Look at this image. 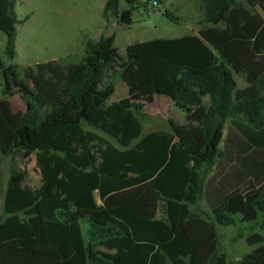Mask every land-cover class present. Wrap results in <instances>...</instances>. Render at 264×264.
Segmentation results:
<instances>
[{
  "label": "trees",
  "instance_id": "1",
  "mask_svg": "<svg viewBox=\"0 0 264 264\" xmlns=\"http://www.w3.org/2000/svg\"><path fill=\"white\" fill-rule=\"evenodd\" d=\"M121 1L106 0L103 16L117 15ZM152 1L162 0L145 5ZM237 1L200 0L199 25H220ZM243 2L249 16L230 26L226 43L209 47L187 35L129 45L127 57L144 72L142 92L124 87V69L109 73L114 35L59 59L73 67L65 97L80 123L67 121L64 103L47 107L24 79L27 68L1 67L0 245L26 250L32 264H200L183 228L201 219L243 231L231 243L244 240L249 249L231 263L219 236L209 264H264V0ZM25 21L13 0H0L11 56ZM234 77L246 86L237 89ZM205 99L201 149L196 139L143 132L150 115L169 117L166 106L188 117ZM40 129V184L32 188L17 158ZM142 185L157 207L122 194Z\"/></svg>",
  "mask_w": 264,
  "mask_h": 264
},
{
  "label": "rangeland",
  "instance_id": "2",
  "mask_svg": "<svg viewBox=\"0 0 264 264\" xmlns=\"http://www.w3.org/2000/svg\"><path fill=\"white\" fill-rule=\"evenodd\" d=\"M106 0H13V10L19 20L26 19L24 24L16 27L14 38V54H8V39L0 32V98L2 90L1 67L13 65L26 69L24 79L29 81L43 96L47 107L55 104H65V117L70 123H80V118L66 104L65 93L67 83H70L72 66L61 67V58L81 54L85 42L97 40L99 37L114 35L115 47L118 50L116 63L112 71L126 68L131 70L134 65L125 54V47L130 44L142 43L155 39L178 38L186 34L199 32L204 26L199 25L201 19L200 0H162L157 8H153L146 0H135L129 5L124 0L119 5L117 15L108 13L103 16L102 10ZM147 7V8H146ZM128 11L131 26L126 27L119 22L120 13ZM249 16V11L243 0H238L236 7L228 17L237 18L243 23ZM218 26V39L222 40L229 31L226 19ZM212 27V26H207ZM224 35V36H222ZM111 73V70L110 72ZM23 80V78H20ZM237 89L245 87L241 78L234 77ZM169 111V106L165 107ZM170 110L168 118L159 114L150 115L145 122L143 132L147 133V125L153 130L169 129L171 124L184 126L186 131L201 137L199 110L190 119H177ZM170 123V126H169ZM171 130V129H170ZM43 129L35 134V144L25 146L17 158L18 174L23 183L32 188L40 184L34 165L36 146ZM145 191L152 199L147 185L131 189L128 196ZM204 200L200 206L204 209ZM243 232V231H241ZM235 228H225V239H229L226 248L230 262L238 261L245 256L248 247L245 242L238 240L231 243L237 233ZM26 250H20L14 243L0 245V264H32L25 259Z\"/></svg>",
  "mask_w": 264,
  "mask_h": 264
},
{
  "label": "crops",
  "instance_id": "3",
  "mask_svg": "<svg viewBox=\"0 0 264 264\" xmlns=\"http://www.w3.org/2000/svg\"><path fill=\"white\" fill-rule=\"evenodd\" d=\"M236 21H238V19L234 18V17H228L226 19L228 31H229V28L231 25L239 26L240 24H242V23L237 24ZM207 26H209V25H205L199 32H194L193 34H186L183 36L195 35L198 38H200L202 41H204V43L206 45H208L209 47H214L220 43H226L231 39L230 35L228 36L226 34L225 38H223L222 40H219L218 39L219 31L217 30L219 25L218 26H212V27H207ZM183 36H180V37H183ZM222 36H224V35H222ZM180 37H178V38H180ZM171 39H175V38H171ZM128 46H126L125 49ZM117 55L115 56L113 63L111 64V67H110L111 73H114L117 71L114 69L112 71V67L115 64H117V66L120 65V64L116 63ZM126 57H127V55H126ZM128 60L132 61L134 65L131 67V70H127L126 68H122V69H124L123 85L125 88H132L138 92H142L144 89V85H145V77H144V72H143V69L141 67V64L137 60H131L129 58H128ZM206 105H207V99H205L203 101V104L201 106H199L198 108H196L194 110L193 114L191 116H188V117L184 116L181 112H179L178 110H176L172 106H169V112L172 108V110H173L172 113L175 116H177V119L179 120L180 118L190 119L193 116H195L196 111L199 110L198 116L200 117V121H201L202 115L205 112ZM183 123H184L183 127H180L179 124L176 126H174L175 124L174 125L171 124V127L169 129H162L161 128V129H156V130L151 129L150 128L151 126L149 124V126L148 125L146 126L147 131H148L147 133L154 132V131L169 132L175 136L176 141H188L190 139H196L197 143H198V148L201 149L204 145L202 134H201V137H199L197 134H193L191 132L186 131L189 127V124L187 121L183 122ZM169 126H170V123H169ZM142 186H144V185H142ZM130 191H131V189L123 191L122 194L125 196H128L127 194ZM93 194H94V192H93ZM98 197H99V195H98ZM128 197L139 200L148 207H157V202L155 201V199L154 198L151 199L145 191H142V194L141 193H134ZM93 199H94V197H93ZM94 202H95V200H94ZM95 204L97 206H100L101 205L100 199L98 202H95ZM183 229H184V232H185L187 239L189 240L190 244L193 247L194 252L196 253V255L199 259L200 264H209V259H210L211 255L216 251L219 236H221L222 244L225 246V248H228V246H229V242H228L229 239L226 240L224 237L225 229H218L214 225L209 224V223L205 222L204 220H201V219L189 220L185 223V226ZM241 241L243 242L244 240H241ZM248 252H249V249H247L246 254ZM226 254H227V250H226ZM234 262H236V261H232L231 263H234Z\"/></svg>",
  "mask_w": 264,
  "mask_h": 264
},
{
  "label": "water",
  "instance_id": "4",
  "mask_svg": "<svg viewBox=\"0 0 264 264\" xmlns=\"http://www.w3.org/2000/svg\"><path fill=\"white\" fill-rule=\"evenodd\" d=\"M124 1L126 3H128L129 5H132L135 0H124ZM119 22L122 25L126 26V27L131 26L130 13L127 10L126 11H123L122 13H120Z\"/></svg>",
  "mask_w": 264,
  "mask_h": 264
},
{
  "label": "built area",
  "instance_id": "5",
  "mask_svg": "<svg viewBox=\"0 0 264 264\" xmlns=\"http://www.w3.org/2000/svg\"><path fill=\"white\" fill-rule=\"evenodd\" d=\"M150 5H151L153 8H157L159 4L157 3V1H152V2H150Z\"/></svg>",
  "mask_w": 264,
  "mask_h": 264
},
{
  "label": "bare ground",
  "instance_id": "6",
  "mask_svg": "<svg viewBox=\"0 0 264 264\" xmlns=\"http://www.w3.org/2000/svg\"><path fill=\"white\" fill-rule=\"evenodd\" d=\"M93 197H94L95 202L99 201V197H98V193L97 192H94Z\"/></svg>",
  "mask_w": 264,
  "mask_h": 264
}]
</instances>
